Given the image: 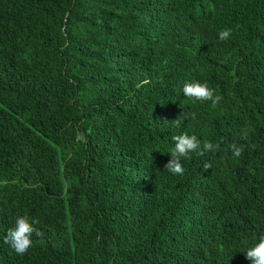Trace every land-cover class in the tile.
Listing matches in <instances>:
<instances>
[{"label":"trees","instance_id":"1","mask_svg":"<svg viewBox=\"0 0 264 264\" xmlns=\"http://www.w3.org/2000/svg\"><path fill=\"white\" fill-rule=\"evenodd\" d=\"M184 132L220 148L174 175ZM260 235L264 0H0V264H251Z\"/></svg>","mask_w":264,"mask_h":264},{"label":"clouds","instance_id":"2","mask_svg":"<svg viewBox=\"0 0 264 264\" xmlns=\"http://www.w3.org/2000/svg\"><path fill=\"white\" fill-rule=\"evenodd\" d=\"M231 32V29L220 31L219 39L222 41L229 39ZM183 94L194 101H210L213 108H215L222 99V97L215 94L214 90L211 89L207 83L201 82L185 83L183 86ZM172 139L175 143L170 153L171 159L164 165V168L174 175L184 174L185 169L182 160L190 159L192 153L204 156L206 153L216 152L220 148L219 143L213 144L207 139L202 141L196 135H189L187 132L175 135ZM231 149L235 157H239L243 153L242 146L237 147L233 144L231 145ZM208 167H210V165L206 164L205 168ZM39 223L40 221L38 219H30L27 215L17 217L15 226L7 231L4 242L9 244L18 255H24L33 244V234L36 236L43 235V233L35 227V225ZM245 254L246 259L249 260L251 264H264V235H260L257 238V242L249 247Z\"/></svg>","mask_w":264,"mask_h":264}]
</instances>
